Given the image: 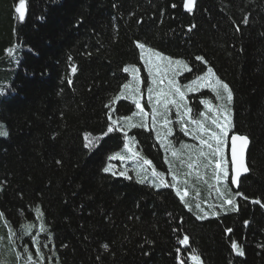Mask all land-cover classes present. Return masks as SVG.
Segmentation results:
<instances>
[{
    "label": "trees",
    "instance_id": "16d2710c",
    "mask_svg": "<svg viewBox=\"0 0 264 264\" xmlns=\"http://www.w3.org/2000/svg\"><path fill=\"white\" fill-rule=\"evenodd\" d=\"M18 5L0 0V264H264V0H195L191 11L185 0H25L23 19ZM156 53L182 63L180 80L212 68L228 84V139L249 140L237 190L196 160L208 149L185 135L174 105L172 150L158 138L166 115L155 130L151 110L135 116L138 94L151 88L163 100L177 84L145 64ZM179 84L192 119L201 101L215 112L223 103ZM126 137L137 165L150 161L139 176L122 165ZM228 190L243 193L236 211L223 203Z\"/></svg>",
    "mask_w": 264,
    "mask_h": 264
},
{
    "label": "snow or ice",
    "instance_id": "6c2138e0",
    "mask_svg": "<svg viewBox=\"0 0 264 264\" xmlns=\"http://www.w3.org/2000/svg\"><path fill=\"white\" fill-rule=\"evenodd\" d=\"M195 0H185V7L191 11V6L194 4ZM17 13H19L20 18L23 19L25 16V0H19V6L15 9ZM139 47L143 48L144 45L141 44ZM9 55L12 54V49H9ZM156 56L160 57L162 60H168V57L162 56L161 53H156ZM197 60H201L202 57H196ZM152 62V57L148 58V61L146 63H151ZM75 71V69H73ZM208 75H214L212 68H208ZM203 79V78H199ZM169 92L165 96V99L157 100V105L153 106V123H156V117L160 115H166L167 112V106L169 104L174 105L177 109V112L179 113L181 108H184V111L181 113V121H183V117L187 116L189 114V110L187 109V106L183 104L185 93L181 91V87L177 86L174 81H169ZM212 87L213 92H215L216 100L217 101H223V103H220L216 107V112L215 114L211 117V125L214 126L211 127H205L199 120L193 119L191 121L192 124L196 125L195 128L189 130L188 127H183L182 131H184L185 135H193L194 138L199 140V143L201 146H205L208 151L205 152L202 149L198 151L196 160L199 161L201 158L204 160H207V163L204 165L205 168L212 167L214 164V167H212V171L214 174V177L217 181V183H220L225 180H229L232 185H238L240 181V177L243 173H247L249 169L245 166V158H244V153L245 149L248 145V137L245 135H237V134H232L231 135V160L226 161L224 157L220 156V146L224 144L229 136V125L231 124V107L230 105L232 104L233 100V94L232 91L230 90L228 84L224 83L222 80L217 78L214 82L210 79L206 84L205 87ZM187 87V85H185ZM149 92H152V89H149ZM3 94V89H0V95ZM168 97H172L169 99ZM151 99V96H150ZM202 103H208L207 101H202ZM136 107L138 109H141V113H143V109L140 106L139 101L136 102ZM146 115V114H145ZM201 116L204 115V113H200ZM222 115V119H221ZM118 123V121H112V126L109 127L108 131L112 132L114 130V126ZM170 121L165 119L164 121V127H167ZM131 127H135V125H129ZM3 126L0 125V128ZM8 133L6 131H0V136H6ZM171 135V129L168 128L167 133L163 136L160 137L158 133V138L161 139L162 143H165V146L168 150L171 149V142L167 140V137ZM204 135H207V139L204 138ZM92 141H89V144H91ZM215 145V146H214ZM88 146V145H86ZM125 147L127 148L128 145L126 144ZM184 148H191L189 145H184ZM129 152H132L131 148H128ZM177 153L173 151V155L175 156ZM132 156L134 157H139V153L132 152ZM115 158V157H113ZM123 159V157H121ZM140 159H143L140 157ZM230 163L231 167V175L229 176L228 172V165ZM150 161L148 160H143V164L140 166L139 170L137 171V175H141L142 172L145 171L144 166L149 165ZM194 163H189L188 167L191 169L193 168ZM104 171H109L108 168H105ZM120 175H126V173L121 172ZM161 173L156 172L153 170L152 172V177L154 178L153 181L150 182H155V181H160V183H156L157 187H160L161 184L164 182L161 180ZM148 177L144 176V178L140 179V183H144L145 180H147ZM176 177L173 176V180H175ZM170 187H176V185L173 183L171 185H166ZM217 191L219 192L220 189L217 188ZM177 195H180V191L177 190ZM186 195V193H185ZM222 196L230 197V198H225L223 203L227 204L229 206H232V210L236 211L237 208L235 207V198L237 196H243V193L240 192H235L234 194L231 192V190H228L226 193L221 192ZM247 199V197H244ZM181 199H183V196H181ZM256 203H260L259 200L255 201ZM187 206V205H186ZM223 206V205H222ZM199 207V205H197ZM215 214V213H214ZM202 218V217H201ZM228 231H231V229H228ZM188 241V237L185 236L180 243L181 244H186ZM105 250H107L108 245L105 244L103 245ZM233 250H236L239 255H243V252L238 249L237 245L235 242L232 244ZM195 251V250H193ZM31 259V257H29ZM191 259L193 261H198L199 257L197 255H192Z\"/></svg>",
    "mask_w": 264,
    "mask_h": 264
},
{
    "label": "rangeland",
    "instance_id": "374dc122",
    "mask_svg": "<svg viewBox=\"0 0 264 264\" xmlns=\"http://www.w3.org/2000/svg\"><path fill=\"white\" fill-rule=\"evenodd\" d=\"M147 56H149V57H152V62H151V64H155V66H157L158 68H160V69H163L165 72H167L168 74H173V76H175L176 78H177V86L178 85H180L179 83H190L189 85H191L190 87L192 88V87H200V86H203L202 87V89L203 90H209L208 91V93L209 92H211L212 91V87L211 86H209V87H205V84L211 79L213 82L216 80L214 77H213V75H208L207 73H208V71H207V73H206V75L205 76H194L193 78L194 79H192V78H187V77H185V78H182L181 80L179 79V77L181 78V75H183V68L185 69V67H183L182 66V63L180 62V61H171V60H162L160 57L159 58H157L156 56H150V55H147ZM153 59L156 61H153ZM145 64H147V63H145ZM149 68V67H148ZM147 70V69H146ZM150 75V74H149ZM136 76V75H135ZM139 76L140 77H142L140 74L139 75H137V79H139ZM147 76H148V74H147ZM199 78H203V79H199ZM192 81V82H191ZM160 82V85L161 86H164V83H162L161 82V80L159 81ZM141 83H142V81H141ZM169 88H168V86H166L164 89H162V90H164V91H167ZM152 94L153 93H150L149 91H147V92H142L141 94H138L136 97H135V99H134V102H135V104H136V102L137 101H139V103H140V106H141V108L143 109V113H141V109H138L137 107H136V111H135V113H136V117H138V116H142V115H144L145 116V112L147 111L148 112V114H149V112H150V110L152 111V113H153V106H152V102H155V105H157V100L155 99H150V96H152ZM156 95H157V93H155ZM169 98V97H168ZM184 103L186 102V100H185V98H184V101H183ZM202 102V101H201ZM203 106V105H202ZM145 108H146V110H145ZM188 109V108H187ZM202 111V113H204V115L203 116H201V115H199V118H198V120L201 122V123H205V121L206 120H210L209 118V115H214L215 114V108L212 106V105H210V104H208V103H204V106L202 107V109H201ZM184 111V109H181L180 110V112L178 113L177 112V115H173L174 117H175V121H178L179 122V125H180V127H181V129L183 128V127H189V129H190V127L192 126V123H191V121L193 120L192 119V117H191V115L190 114H188L187 116H184L183 117V121H179L180 120V115H181V113ZM189 113H190V111H189ZM193 116V115H192ZM197 116H198V114H197ZM146 117V116H145ZM197 118V117H196ZM195 118V119H196ZM165 119H167L168 121H170V123L168 124V126L166 127V128H170V125H172V123H173V119H171L170 118V111L166 114V118ZM165 119L162 121V126L164 127V121H165ZM129 121H134V118L132 117ZM157 121V120H156ZM140 122V120H135V124H137V123H139ZM150 124H151V126L154 128V130L156 129V128H158L159 127V125H160V123H151L150 122ZM230 126V125H229ZM168 131V130H167ZM169 136H171V135H169ZM129 145L127 148L125 147V145ZM132 146H133V143L131 142V140H130V138L129 137H126V140H125V144H124V147H123V149H122V151H121V153L120 154H122V156H123V158L124 157H126V156H128V155H130V156H128V160L127 159H120L123 163H122V165H124V168H126V170L128 171V169H127V167L128 166H130V170L132 171V172H134V174L136 175V173H137V171L139 170V166L137 165V163L135 162V159H134V156H133V159H132V152H134L133 151V149H132ZM128 148H131L132 149V152H129V150H128ZM225 149V150H224ZM223 150H224V152H223ZM222 151V153H221V155H222V157H225V155H226V145H225V143L224 144H222L221 146H220V152ZM116 156H119L118 154L116 155ZM130 158V159H129ZM132 159V161H130ZM140 161V160H139ZM226 161H227V159H226ZM141 162V161H140ZM129 164H131V165H129ZM142 164H143V161H142ZM229 166V165H228ZM229 172V171H228ZM237 187H238V185H237ZM200 262V264H201V261H199Z\"/></svg>",
    "mask_w": 264,
    "mask_h": 264
},
{
    "label": "water",
    "instance_id": "95a60500",
    "mask_svg": "<svg viewBox=\"0 0 264 264\" xmlns=\"http://www.w3.org/2000/svg\"><path fill=\"white\" fill-rule=\"evenodd\" d=\"M19 6V5H18ZM17 6V7H18ZM191 8H192V6H191ZM18 15H19V13H18ZM20 16V15H19ZM249 141V140H248ZM248 148H249V142H248V145H247V147H246V149H245V153H244V158H245V166H246V155H247V151H248ZM228 157H229V162H230V160H231V136H230V138L228 139ZM247 167V166H246ZM245 174H247V173H243L242 175H241V177L242 176H244ZM230 175H231V167H230ZM240 177V178H241ZM232 185V184H231ZM232 187L233 188H237V185H232Z\"/></svg>",
    "mask_w": 264,
    "mask_h": 264
},
{
    "label": "bare ground",
    "instance_id": "6f19581e",
    "mask_svg": "<svg viewBox=\"0 0 264 264\" xmlns=\"http://www.w3.org/2000/svg\"><path fill=\"white\" fill-rule=\"evenodd\" d=\"M124 146V145H123ZM129 146V145H128ZM132 149H133V151L134 152H137V153H139V149L137 148V146L135 145V144H133V146H132ZM234 189H238V187L237 188H234Z\"/></svg>",
    "mask_w": 264,
    "mask_h": 264
}]
</instances>
